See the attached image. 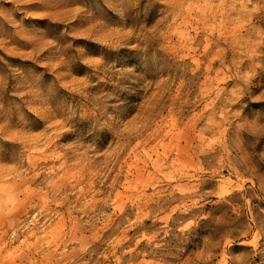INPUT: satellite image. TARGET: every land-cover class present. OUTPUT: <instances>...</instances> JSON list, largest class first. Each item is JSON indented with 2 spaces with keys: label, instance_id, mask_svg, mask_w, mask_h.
<instances>
[{
  "label": "rangeland",
  "instance_id": "obj_1",
  "mask_svg": "<svg viewBox=\"0 0 264 264\" xmlns=\"http://www.w3.org/2000/svg\"><path fill=\"white\" fill-rule=\"evenodd\" d=\"M0 264H264V0H0Z\"/></svg>",
  "mask_w": 264,
  "mask_h": 264
}]
</instances>
